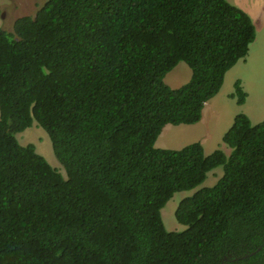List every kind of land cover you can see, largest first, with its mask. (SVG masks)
<instances>
[{"label":"trees","instance_id":"obj_1","mask_svg":"<svg viewBox=\"0 0 264 264\" xmlns=\"http://www.w3.org/2000/svg\"><path fill=\"white\" fill-rule=\"evenodd\" d=\"M254 40L226 0H47L0 28V264H264V120L236 115L229 155L155 146L200 122ZM180 62L191 78L172 89ZM33 122L67 180L16 140ZM217 167L166 231L161 209Z\"/></svg>","mask_w":264,"mask_h":264},{"label":"rangeland","instance_id":"obj_2","mask_svg":"<svg viewBox=\"0 0 264 264\" xmlns=\"http://www.w3.org/2000/svg\"><path fill=\"white\" fill-rule=\"evenodd\" d=\"M46 1L47 0H0V28L12 32L13 24L18 18L34 17L36 12L46 3ZM226 1L231 5L242 6L243 8H246V10L252 11L255 14L261 13L257 19L259 21H252L255 31L256 26L257 31H260L259 24H263L264 22V0ZM252 16H254L253 18L255 20V15ZM256 41H258V38L250 44L248 56L242 61L237 62L236 65L230 69L231 72L229 76L226 78L224 77L225 84L219 95V97L227 103V107L232 116L237 115L238 113L245 114L252 125H256L264 120V48L256 50ZM190 78L191 70L185 63L180 62L166 75L164 83L170 88L176 89L188 83ZM237 81L240 82V87L247 94L245 103L242 106H239L236 103V100L231 98V94L234 93L235 83ZM174 127L175 126L169 125L164 127L155 143L156 148L179 150L200 140V122L195 126H183L184 129H187V132H184L182 128L179 129L178 132H173L171 129ZM165 129H168L170 133H164ZM15 137L21 146L33 144L36 153L42 156L64 180H67V172L56 158L48 134L36 122H33V125L30 128L16 134ZM214 150H221L226 155L230 153V149L222 143L221 139L216 142L213 149L209 150L208 148H205L204 153L205 155H209ZM222 174V167H217L207 175L206 182H204L205 184L190 191H181L174 194L160 211L161 219L166 231L179 232L185 230L186 227L179 224L174 217L178 204L182 199L190 197L194 192L201 188L213 187L222 177Z\"/></svg>","mask_w":264,"mask_h":264},{"label":"crops","instance_id":"obj_3","mask_svg":"<svg viewBox=\"0 0 264 264\" xmlns=\"http://www.w3.org/2000/svg\"><path fill=\"white\" fill-rule=\"evenodd\" d=\"M235 6H237V5H235ZM241 7H239V8H241ZM241 9L244 10L251 17L252 21H259L257 19L259 18L261 13L255 14L254 12L248 11V10H246V8H243V7ZM252 15H255V20L253 18L254 16H252ZM262 20H263V16H262ZM259 29H260V31L258 32L257 26H256L255 39L257 40V38H258V41H256V50L264 48V22H263V24H259ZM248 53H249V51H248ZM242 60H240V61H242ZM230 72H231V70L226 73L225 78L227 76H229ZM225 78H224L223 85L225 84ZM223 85H222L220 91L218 92V94L216 96H214L212 99H210L208 102L205 103L204 108L202 110V115H201V120H200V135H199L200 140H198V141H200L204 150H205V148L206 149L208 148L209 150L213 149L216 142L219 141L220 139L222 140L223 135L231 127L233 120L236 116V115H233V116L231 115L230 110L227 107V103L224 102L221 99V97H219L220 92L223 88ZM246 98H247V96H246ZM239 106H242V105H239ZM238 114H240V113H238ZM195 125H197V124H195ZM169 126H171V125H169ZM179 126L180 127L175 126L174 128L171 129V131L178 132L179 129L182 128V130L184 132H187V129H184L183 126H190V125H179ZM165 132L170 133V131L168 129H165L164 133Z\"/></svg>","mask_w":264,"mask_h":264},{"label":"clouds","instance_id":"obj_4","mask_svg":"<svg viewBox=\"0 0 264 264\" xmlns=\"http://www.w3.org/2000/svg\"><path fill=\"white\" fill-rule=\"evenodd\" d=\"M250 18H251V17H250ZM251 20H252V19H251ZM224 77H225V76H224ZM223 82H224V81H223ZM222 85H223V84H222ZM220 89H221V88H220ZM243 92H244V91H243ZM244 93H245V92H244ZM217 94H218V93H217ZM217 94H216V95H217ZM232 94H233V93H232ZM232 94H231V95H232ZM245 94H246V93H245ZM246 96H247V95H246ZM231 98H232V97H231ZM234 99L236 100V98H234ZM245 100H246V98H245ZM242 105H243V104H242ZM241 114H242V113H241ZM237 115H238V114H237ZM244 115H245V114H244ZM198 123H199V122H198ZM194 125H195V124H194ZM226 132H227V131H226ZM223 136H224V135H223ZM222 138H223V137H222ZM197 142L200 143V141H197ZM194 143H195V142H194ZM222 143H223V142H222ZM200 144H201V143H200ZM223 144H224V143H223ZM201 145H202V144H201ZM224 145H225V144H224ZM225 146H226V145H225ZM202 147H203V146H202ZM203 149H204V148H203ZM213 152H214V151H213ZM213 152H212V153H213ZM204 154H205V153H204ZM209 155H210V154H209ZM228 155H229V154H228ZM206 156H208V155H206ZM211 172H212V171H211ZM211 172H210V173H211Z\"/></svg>","mask_w":264,"mask_h":264}]
</instances>
